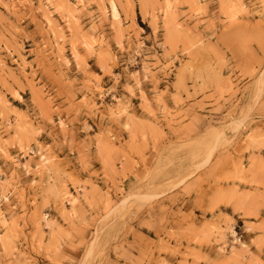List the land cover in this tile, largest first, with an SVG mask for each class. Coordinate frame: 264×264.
<instances>
[{
	"label": "rangeland",
	"instance_id": "374dc122",
	"mask_svg": "<svg viewBox=\"0 0 264 264\" xmlns=\"http://www.w3.org/2000/svg\"><path fill=\"white\" fill-rule=\"evenodd\" d=\"M0 264H264V0H0Z\"/></svg>",
	"mask_w": 264,
	"mask_h": 264
}]
</instances>
